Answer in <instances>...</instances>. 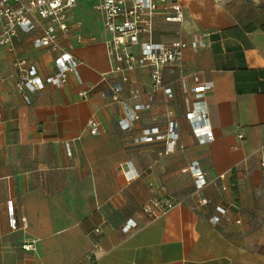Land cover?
<instances>
[{
  "label": "crops",
  "instance_id": "obj_1",
  "mask_svg": "<svg viewBox=\"0 0 264 264\" xmlns=\"http://www.w3.org/2000/svg\"><path fill=\"white\" fill-rule=\"evenodd\" d=\"M179 1L183 23L158 17L156 38L205 33L208 44L187 49L182 67L164 68L172 94L157 91L128 129L120 120L151 91L149 69L130 74L121 100L107 95L121 76L91 2L78 0L59 34L78 61L63 86L27 99L18 92L17 58L43 77L56 71L55 52L34 44L39 30H19L12 50L0 43V264H264V0ZM196 77L214 82L205 94L211 141L187 118ZM91 116L102 123L97 134ZM194 167L208 182L200 191ZM158 186L182 203L149 221L142 205ZM219 205L229 210L213 223ZM130 219L137 227L125 232Z\"/></svg>",
  "mask_w": 264,
  "mask_h": 264
},
{
  "label": "built area",
  "instance_id": "obj_2",
  "mask_svg": "<svg viewBox=\"0 0 264 264\" xmlns=\"http://www.w3.org/2000/svg\"><path fill=\"white\" fill-rule=\"evenodd\" d=\"M92 3L94 9L101 14L103 28L108 34L105 39L108 56L112 63V70L120 74L119 81L113 83L107 95L113 100H121L120 93L127 87L130 74L140 68H148L151 79V91L146 94L143 102H138L131 111H127L130 119L125 117L120 120L123 129L133 125V120L139 118L140 111L151 109L154 94L163 91L171 95V88L164 81V68L167 66L182 67L187 49L199 51L207 46L208 39L205 33H194L191 39H185L177 31L173 38L157 39V20L161 17L167 23H183L185 19L184 7L179 0H86ZM221 2L223 0H214ZM78 0H0V21L3 31L0 43L8 45L12 50V38L19 30L33 33L40 31L34 39L37 46H49L54 52V65L56 71L46 77L41 76L34 65H28L24 58H17L14 67L18 73L16 87L26 99L31 91L43 89L46 84L63 86L68 82L69 74L74 71L78 61L68 51L62 50L58 44L59 34L69 31L68 20L70 12L78 5ZM79 40L82 36L78 35ZM214 87L213 81H204L195 78L194 84L187 92L193 98L186 97L188 106L187 118L191 122L192 132L200 139L211 141L214 139V130L208 122V106L205 94ZM88 91H82L86 98ZM130 95L137 92L130 90ZM92 134H97L101 129V121L91 116L87 121ZM168 140L169 147H174L177 140V127L171 128ZM240 136H242L240 134ZM164 137L161 135L146 137L147 140ZM68 154H71L67 144ZM264 166V156L261 158ZM130 172V169H126ZM131 175V174H130ZM134 176V175H133ZM193 180L195 190H202L207 184L205 174L194 167ZM235 184L234 182L232 183ZM207 203V198L201 199ZM182 203L174 195L169 194L164 187H156L155 192L146 199L142 205V212L147 220L158 219ZM229 210L228 205L216 207V213L210 220L218 223L223 214ZM11 227H17V219L11 218ZM137 227L136 222L130 219L124 226L125 232H130ZM100 231V228L96 229ZM24 248L30 249L29 244Z\"/></svg>",
  "mask_w": 264,
  "mask_h": 264
},
{
  "label": "rangeland",
  "instance_id": "obj_3",
  "mask_svg": "<svg viewBox=\"0 0 264 264\" xmlns=\"http://www.w3.org/2000/svg\"><path fill=\"white\" fill-rule=\"evenodd\" d=\"M175 196V195H174ZM175 197H177V196H175ZM178 199H180V200H182L181 198H179V197H177Z\"/></svg>",
  "mask_w": 264,
  "mask_h": 264
}]
</instances>
